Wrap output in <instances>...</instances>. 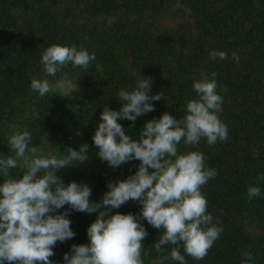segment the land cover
I'll return each mask as SVG.
<instances>
[{
  "label": "trees",
  "instance_id": "1",
  "mask_svg": "<svg viewBox=\"0 0 264 264\" xmlns=\"http://www.w3.org/2000/svg\"><path fill=\"white\" fill-rule=\"evenodd\" d=\"M54 44L87 50L96 59L87 70L68 63L47 76L41 56ZM213 51L226 52L228 58L210 59ZM203 74L216 80L223 97L218 117L228 137L214 146L205 139L195 146L182 141L178 150L203 153L206 167L217 171L202 194L213 223L219 222L223 231L201 261L185 254L182 246L180 251L186 264H244L245 252L253 257L247 264H264V180L258 179L264 176V0H0V158H15L8 140L18 131H28L33 137L29 147L44 155L87 145L88 159L58 176L65 185L89 186L90 200L99 203L108 183L127 179L140 163L114 169L98 158L92 137L104 107L119 111L118 92L131 91L137 80L151 77L150 95L163 94L152 101L155 110L137 118L134 126L126 119L117 121L139 141L148 120L165 112L183 119L186 103L198 99L193 83ZM65 75L78 85L70 96L41 97L30 87L33 78L54 84ZM22 164L18 160L9 176H22ZM7 178L0 172V185ZM249 187H259L260 196L249 200ZM141 210L138 201L130 200L112 214L138 215ZM65 211L67 205L53 215ZM66 218L76 235L57 242L53 264H65L72 245L90 243L87 229L97 214L72 211ZM141 223L148 232L142 241L144 264H159L164 254L151 245L160 230ZM172 247L165 246L166 253Z\"/></svg>",
  "mask_w": 264,
  "mask_h": 264
},
{
  "label": "clouds",
  "instance_id": "2",
  "mask_svg": "<svg viewBox=\"0 0 264 264\" xmlns=\"http://www.w3.org/2000/svg\"><path fill=\"white\" fill-rule=\"evenodd\" d=\"M227 58L223 51L210 53L213 60ZM232 58L239 60L235 52ZM95 59V53L87 50L54 44L42 53L40 63L47 76H55L68 63L87 70ZM73 81L66 75L54 84L48 79L33 78L30 87L41 97L49 93L67 97L78 89ZM151 87V77H142L131 91L118 92L123 105L119 111L105 106L101 113V122L92 137L98 158L114 169L134 160L140 163L135 174L108 183L99 203L90 200L89 186L74 181L65 185L58 176L74 162L76 166L88 159L87 145L79 150L67 148L59 156L44 155L38 147H29L33 137L28 131H18L9 138L15 158H0V172L8 175L0 185V264H53L50 257L55 254L57 242L64 243L76 235L66 218L72 211L96 213L97 218L87 229L90 243L72 245L64 255L65 264H144L142 241L148 232L141 221L160 230V238L151 245L157 253L164 254L159 264L166 260L186 264L181 246L196 261L208 255L223 229L217 226L219 222L213 223L202 188L218 173L206 167L203 153H181L178 146L182 141L186 146H195L201 139L214 146L218 140L227 139L228 128L218 117L223 97L217 93L216 80L203 74L193 83L198 99L186 103L183 119L178 121L165 112L159 119L148 120L137 141L117 121L126 119L134 126L137 118L153 112L152 101L163 99V94L150 95ZM18 160L23 161L22 176L12 178L9 172L18 167ZM258 179L264 180V176ZM260 194L259 187H249V200ZM130 200L142 206L138 215L112 214L113 209ZM66 205L68 211L53 215ZM167 245L174 247L166 253ZM243 255L244 264L253 259L251 253Z\"/></svg>",
  "mask_w": 264,
  "mask_h": 264
}]
</instances>
